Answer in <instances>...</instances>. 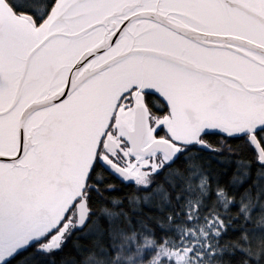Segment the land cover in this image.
I'll return each instance as SVG.
<instances>
[{
    "label": "snow or ice",
    "instance_id": "snow-or-ice-1",
    "mask_svg": "<svg viewBox=\"0 0 264 264\" xmlns=\"http://www.w3.org/2000/svg\"><path fill=\"white\" fill-rule=\"evenodd\" d=\"M0 264H264V0H0Z\"/></svg>",
    "mask_w": 264,
    "mask_h": 264
}]
</instances>
